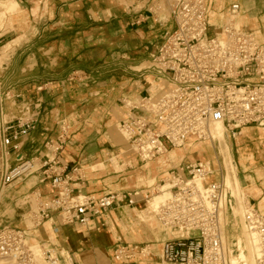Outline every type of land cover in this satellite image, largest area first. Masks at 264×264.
I'll list each match as a JSON object with an SVG mask.
<instances>
[{
	"label": "built area",
	"instance_id": "built-area-1",
	"mask_svg": "<svg viewBox=\"0 0 264 264\" xmlns=\"http://www.w3.org/2000/svg\"><path fill=\"white\" fill-rule=\"evenodd\" d=\"M135 2L142 3L137 23L147 18L141 12L146 10L166 27L150 66L136 71L151 72L158 87L152 92L145 86L135 100L123 98L118 123L143 162L190 138L209 139L215 120L234 141L247 127L264 128V41L254 31L225 22L218 0ZM240 11L232 2L226 12ZM42 113L40 100L24 99L0 74V212L20 200L24 212L20 223L0 222V264H78L60 252L52 235L62 227L88 226L115 207H133L159 192L160 183L143 193L138 188L83 191L81 169L59 159L69 134L65 122L55 139L45 141L41 155L28 156L26 145ZM215 173L223 176L211 161L182 162L161 180L170 192L157 218L180 233L161 243L163 264H230L223 218L234 197ZM244 220L257 239L255 264H264V214L248 200ZM110 264H158V259L151 244L119 242Z\"/></svg>",
	"mask_w": 264,
	"mask_h": 264
},
{
	"label": "crops",
	"instance_id": "crops-1",
	"mask_svg": "<svg viewBox=\"0 0 264 264\" xmlns=\"http://www.w3.org/2000/svg\"><path fill=\"white\" fill-rule=\"evenodd\" d=\"M237 1L242 4L244 11L249 5L251 7L249 13L254 12L257 15L259 12H264V0H261L257 8L254 0ZM13 2L15 6L7 9L13 11L20 6L16 0ZM136 2L134 3L137 5ZM135 4L121 9L119 15L114 14L106 19L105 16H108L106 13L111 14L114 9L103 7V0H55L52 10L59 18L54 27L58 29L54 32L51 46L40 47L46 41L41 39V34L35 38L28 36L20 46L16 47L9 64L3 71L4 78L9 82L7 84L15 85L16 82L17 91L24 99H38L42 102L43 113L26 145L27 155H41L44 152L45 141L48 138L53 139L58 132V129L54 131L55 124L64 118L72 125L71 135L59 159L62 163L78 164L83 167L85 181L81 186H83L82 190L88 193L101 194L108 189L133 188L126 185L129 184L128 177L124 178L123 175L125 170L133 168L131 165L128 164L129 166L119 172L114 167L107 172L102 159L120 149L118 138H115L109 129V125L115 123V118L108 106H104V99L110 91L108 70L106 72L105 66L109 64L110 56L111 62L118 61L114 63L120 66L119 68L127 65L132 68L131 65L149 59L166 31V27L158 25L146 10L141 12L147 14V18L137 23L140 13L137 12V8L142 3L137 6ZM38 7L37 5L36 11ZM93 11L97 13L98 19L92 16ZM257 21L264 23L263 16H259ZM260 29L264 30V26ZM105 32L110 36V41L104 38ZM11 35V32L6 33L4 39H8ZM105 42L113 46L109 48V45H106L107 47L103 48ZM7 44L2 47L6 48L3 50L4 53L14 45L6 47ZM48 62L54 64V70L46 74L45 66ZM19 63L22 64L21 67L18 66ZM121 69L127 70V68ZM72 71L81 76L75 79L77 81L52 80L70 75ZM45 75L49 76L52 82L45 85L42 90L35 91L40 82L34 81V76ZM45 81L50 80L45 79ZM137 98L135 96L134 99H130ZM66 107L74 109L75 112L71 111L70 116H64ZM260 145L258 142L255 143V149ZM257 150L264 152V147ZM118 158L120 162L126 160ZM21 190L24 191L25 188ZM43 190L50 193L48 185H43Z\"/></svg>",
	"mask_w": 264,
	"mask_h": 264
},
{
	"label": "rangeland",
	"instance_id": "rangeland-1",
	"mask_svg": "<svg viewBox=\"0 0 264 264\" xmlns=\"http://www.w3.org/2000/svg\"><path fill=\"white\" fill-rule=\"evenodd\" d=\"M13 1L14 0H0V36L3 35V38H1V43H0V74L3 77V82H6L7 86L10 85L12 86L13 89H15V91H17L18 86L16 85V82H15V85L7 84L9 82L3 76L4 68L7 67V64H9V60L13 52H15L16 47L20 46L28 36L35 38V37H38V35L40 34H41V39H44V40L46 39V41L43 43L44 45L42 44L40 45V47L48 48L49 46H51L52 39L55 35L54 32L58 29L54 27L56 23L58 22L59 17L58 15L54 14L52 10V6L54 5L55 0H40L39 3H38V0H16V3H19L20 6L16 8L15 10L11 11L7 8L15 6ZM134 2L135 0H103V5H102L103 7H109V8L114 9L111 12V14L106 13V15H108V16H105L106 19H109V17L114 14L119 15L121 13V9L132 5ZM232 2H238L241 5V10H242L240 11V13L241 14L245 13L244 8L242 7V4L237 0H218L219 8L224 10V13L222 14L226 16L225 11H227L229 4ZM260 2L261 0H254V4L256 8L260 4ZM19 4H16V6H18ZM37 5L39 7L36 11ZM92 16L98 19V15L94 11L92 12ZM259 16H263L264 18V12L262 13L259 12L256 15V20L257 18H259ZM258 20L260 21V19ZM224 21L226 20L224 19ZM258 24H259V27L264 26V23L259 22ZM56 27H59V26H56ZM249 29L255 32L254 29L250 27ZM8 32H11L12 34L11 37H9L8 39H4V35ZM103 35H104V38L107 39L106 41H110V36L106 32ZM258 36L260 37V35ZM260 38L262 39V41H264V33H263V38L262 37ZM6 43H8L6 47H9L12 44L14 45L8 52L4 53L3 50L6 48L3 49L2 47ZM106 45H109V48L113 46V44L111 43L108 44L107 42H105L103 43V48L107 47ZM110 59L111 60L109 64L105 66L106 72L108 70L107 77L109 81L108 85L110 86V91H108L107 97H105L104 99V106H108L110 113L115 118V123L110 124L109 129H110V132L115 136V138L116 137L118 138L120 149L110 154V156L104 157L102 161L105 162V167L107 169V172L111 171L113 167L115 168L117 172H119L120 170H124L125 167L128 165L126 162L131 161L133 165L132 164H129V165H132L133 168L129 170L127 169L123 172L124 178L128 177V181H129V184L126 183V185L132 186L133 188H138L143 193L154 186V185L147 186L144 184L141 185L142 183H139L134 178V175H136V171L142 169L143 161L142 162L138 161L137 159H135V157L134 158L131 157L132 158L131 159L130 156L128 155L126 156L127 159L125 161L123 162L119 161L121 165L117 162L119 160L118 154L122 152L121 149L125 147L127 144L128 146H130L124 137L126 136L125 133L121 131L120 128L118 127V123L123 116V111H124V107L122 103L123 98L129 97V98L134 99L135 96L139 97V93L141 91L142 92L144 91V87L145 86L147 87L149 80L150 81L152 80L155 83L156 81L153 77H150V76H153L151 72H141V73L136 72L137 70L142 69L144 67L145 68L149 67L150 58L141 60L135 65L134 64L131 65L132 68H129L128 67L129 65L125 67H121L124 69L127 68V70L125 71L119 68L120 66L118 67V65L115 64L118 61L114 60L115 63L114 61L111 62L112 61L111 56H110ZM22 64H24V61L22 62ZM22 64L19 63L18 66L21 67ZM53 67H54V64H51L50 62H48L45 66V68L47 69L46 74L49 71H53L54 70ZM14 74H15V71L13 72L12 77H14L13 76ZM80 77L81 76H79L78 74L72 71L70 75H67L65 77H60L58 79H52V80L53 81L54 80H57V81L66 80V81L71 82L77 78L79 79ZM34 78H35L34 81L38 80L37 82H40L38 83L39 84L38 86H42L43 88L45 85H49L52 82L50 77L46 75L45 76H34ZM45 79L47 80L49 79L50 81H45ZM16 81H18V79ZM36 89L37 88H35V91H37ZM150 90L152 91L151 87H150ZM17 92L20 93L19 91ZM152 92H155V91H152ZM117 98L119 99V101H117L118 100ZM71 111L75 112L74 109L72 110L71 108L66 107L64 110V113H65L64 116H70L69 112ZM60 121L61 122L59 124L58 123L55 124L54 131L58 129L56 136L58 135L61 129L62 122H65L68 127V131H69L67 138H69V135H71L72 125L68 121H65L64 118H62ZM247 129L251 131V134H252L251 137L242 139V136H241L240 139L235 140V141L230 139L229 137H227V139L231 144L232 158L234 159V162L237 165L236 167L237 173L242 182L245 194L250 200L251 199L253 200V203L256 206V208H258V210L261 211V207L264 202V152L258 151L257 149L261 150V148L264 147V131H263L264 129L255 128V127H247L246 130ZM56 136L53 139H55ZM48 139H52V138H48ZM206 140L207 139L197 140L194 138H190L188 141H186V143L181 147H184L190 142H194V143L200 142L203 144L202 146L199 147V150H203L204 148L205 149L203 151H198L196 149L188 150L187 155L178 164L182 162L194 163L197 161H211V164L214 166V168L222 169V167H224L223 162H222L223 160L222 156L217 155L216 154L217 152L214 154L212 152L213 149L207 146ZM257 142L260 143L261 145L258 146L257 149H255V143ZM241 147H246L250 149L253 155V158H254L253 163L247 162V161L244 163L242 160H240V158L238 157V151ZM201 153L202 155H200ZM109 159H111L112 162ZM154 160H151V162L152 161L154 162ZM178 164H174L170 168H173ZM70 166L79 167L81 169V173L85 177L84 170L81 165L77 164V165H70ZM103 172H105V170ZM166 174L167 173L160 172V174L158 175V180H157L158 184L159 183L161 184L162 182L161 180L165 178ZM223 174H224V171L222 175ZM215 176H216V179H221L222 177L218 173H215ZM76 177L78 176L75 175L74 178ZM30 181L31 180H29L28 182L30 183ZM161 196H162V192L161 193L157 192L154 196L150 198L159 199ZM20 201L17 202V205L14 207V210L11 209L12 207L10 205L7 206L6 209H3V211L8 210L7 211L8 215L6 214L5 217L1 221L7 222V223H20L19 221H21L20 220L21 214L24 213L23 211L20 210L21 209ZM147 201L148 199L140 201L133 207L132 206L129 207L127 205H122L121 207H115L109 210L103 216V219L99 221L96 220L94 221V223H90L89 227L88 226L84 227L80 225H70V226H66L65 228L62 227L60 232L56 236L53 237L54 238L53 241L58 248L59 246H63L67 250V252L69 251V253H71V255L73 256V258L78 264H82V260H84V258L86 257H88V260L90 259L94 260L93 264H99V261L106 262V263L111 262L113 259V248L119 242L134 243V244H141V245L151 244L155 250L158 263L161 264L160 257L158 254L159 249H160L161 243L168 237H163V239L161 238L160 240H158L156 236L154 237L151 231L146 228L143 222H141L143 226L139 227L140 222H138L139 220H137V212L141 209H144L145 205L147 204ZM118 218L121 220H119ZM133 222L136 223L135 226L138 227L137 229L136 227H134ZM133 227L135 230H132ZM64 229L68 231L71 230L73 232V235H68L67 233L64 232Z\"/></svg>",
	"mask_w": 264,
	"mask_h": 264
},
{
	"label": "bare ground",
	"instance_id": "bare-ground-1",
	"mask_svg": "<svg viewBox=\"0 0 264 264\" xmlns=\"http://www.w3.org/2000/svg\"><path fill=\"white\" fill-rule=\"evenodd\" d=\"M250 8L251 7L248 5L245 13L242 14L239 13L238 15H232L231 13H228L226 11H225L226 16L224 14L221 15L223 19L226 20L225 22L228 23L234 22L238 26H242L248 29L250 27L254 29L255 32L258 35H260V37L263 38L264 30L258 27L259 24L256 20V13L254 12L249 13ZM149 86L151 87L152 91H155L158 87V83L149 80L147 87L150 90ZM251 136H252L251 131L247 129L246 131H244V135H242V139L249 138ZM124 137L127 140V137L126 136ZM240 137H238L236 140L240 139ZM206 141H207L206 142L207 146L213 149L212 152L214 154L217 152L216 153L217 155L222 156L223 159L222 162L224 166L222 167L224 171V174L222 176V182L225 185L228 192L231 193L232 196L234 197V203L232 204L231 212H229L228 215H226V218L225 217L223 218L224 227H225L224 228L225 242L228 247L230 264H238L239 262H246L247 264H255L257 239L244 220V211L246 209V202L248 200L251 201L252 199L250 200L246 196L245 191L243 189L242 182L237 173V168H236L237 165L235 164L234 159L232 158L231 144L227 139L225 126L221 121L215 120L214 123L211 125L210 138L209 139L207 138ZM202 144L203 143L200 142L199 143L190 142L184 147H176L167 152L162 153L156 158V160H154V162L153 161L151 162V160L143 162L142 169L137 170L136 175H134L135 180L138 181L139 183H142L141 185L143 184L147 186L157 185L158 175L160 174V172L161 173L164 172L168 174L169 172L168 169L172 167L174 164H178L187 155V151L190 149L203 151L205 149L204 147H203L204 149L202 148L203 150H199V147L202 146ZM121 150L122 152L118 154V157L127 159L126 156L129 155L130 158L135 157V159L142 162V159L136 154V152L131 146H128V144L125 147H123ZM200 155H202V153ZM238 157L244 163L246 161L251 163L254 162V158L250 149L246 147H241L239 149ZM117 162L119 163V160ZM126 163L132 164L131 161H128ZM159 192L160 193L162 192V196L159 199L149 198L144 209H141L137 212V220H139L138 222H140L139 227L143 226L141 223L143 222L146 228L149 229L151 233L154 235V237L156 236L158 240H160L161 238L163 239V237L172 238L173 236L176 237V235L179 236L180 233L178 231L160 224L157 218L158 208L160 207L161 203L165 200V198L169 195L170 192L168 182H164L159 185ZM251 202H253V200ZM15 206H13L11 209L14 210ZM20 207L23 208V205L20 204ZM7 211L0 212V222L7 214ZM261 211L264 214V202L261 207ZM90 223H94V221H91ZM133 225L134 227H136L135 226L136 223L133 222ZM134 227L132 228V230H135ZM137 228L138 227H136V229ZM64 232L67 233L68 235H73V232L71 230L68 231L64 229ZM53 237L54 235L51 236V238ZM59 250L63 254L69 255L71 259H74L71 253H69V251L67 252V250L63 246H59ZM158 254L160 255V253ZM160 261L161 264H163L161 257H160ZM93 262L94 260L92 259L88 260V257L82 260V264H93ZM100 263L110 264V262L106 263L99 261V264Z\"/></svg>",
	"mask_w": 264,
	"mask_h": 264
}]
</instances>
